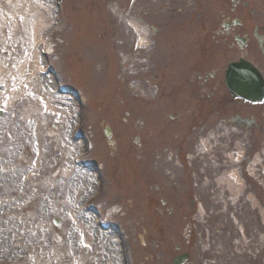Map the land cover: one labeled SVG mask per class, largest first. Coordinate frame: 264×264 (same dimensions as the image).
Masks as SVG:
<instances>
[{
  "label": "rangeland",
  "instance_id": "1",
  "mask_svg": "<svg viewBox=\"0 0 264 264\" xmlns=\"http://www.w3.org/2000/svg\"><path fill=\"white\" fill-rule=\"evenodd\" d=\"M33 1L35 0H0V77L8 76V79H10L9 83L6 85V89L1 83L2 79L0 78V109L2 111V116L0 117V138L9 143L8 145H1L0 142V264H6L9 261L15 262L14 264H22L30 259H44L50 261L51 252L56 251L55 248H61L62 253H67L66 248L80 245V240L83 238V236L81 238L75 235L73 231H68L63 235L61 233L60 235H55L51 229L52 218H54V216L60 220L61 225L65 226L64 228L68 229L71 225L68 213L62 218L58 216L57 212L61 210V212L64 213L62 209H72L74 205L77 204V201L74 200L76 197L75 191L80 185H82V188L84 187L83 179L85 178L86 170L85 168L73 164L71 160V158L76 156L82 149L79 145L77 151L69 153L68 162L63 159L66 165L63 167L65 172L60 171L56 174V178H58L57 184L54 185L51 183L55 177L54 168H48L60 157L61 154H58L57 150L62 151L61 146H65L67 149L68 146L74 142L70 141L68 137L70 126L68 123L61 126L62 130L60 133L54 134L53 131L48 132L44 129L47 127L44 122L46 119L52 117L44 115L45 106L42 97L47 92L48 97L57 110H68L74 117L77 112L76 107L74 110H70L69 105L59 96L52 95L53 80L50 76L39 77L38 83L40 84V88H38V85L35 83L37 91H34V93L41 96L34 98L36 103L40 106L36 113H33L30 109L32 105H35L33 101L27 100L23 102V97L17 98L15 95H13L12 98L10 97L16 88L20 90L17 83V76L23 71L21 65L24 64L27 58L30 37L33 33H36L38 36V32L46 31L52 19V13L49 12L51 0H40L37 4ZM183 1L185 2L186 0ZM70 2L74 6L75 11L72 19L75 20L74 16L78 18V21H75V26L78 27L77 34L79 38L82 36L83 32L88 34V43L94 48L92 53H96L98 50L105 48L111 37V22L109 21L105 24L104 27H107V30L106 34H104L102 29L103 24L98 21H105L108 19V15H101L100 18H95V15L101 10H109V7L114 5L113 2L110 0H70ZM208 5L209 3L205 2L204 10L201 12H191V7L187 5L184 8L185 10H189L183 12V16L186 20L190 19L201 23L200 29H197V31H199V37H196L198 38L199 55L195 53L193 58H200L202 56L211 57L213 54L218 55L222 49L219 38L215 33L218 29L214 28L216 26V16L212 9H208ZM29 9L30 11H28ZM90 10L92 14H88ZM68 11V0H64L60 7L59 20L58 17L56 18L57 21L62 22L61 27L57 29L56 34L52 36L53 38L50 41L52 45L49 44V49L53 47L54 53L57 54L60 60L66 58V47L64 45H59L57 42L60 36H66L68 30L66 26L68 21L66 23V20L69 19ZM91 20L92 23L90 22L91 24H89L87 21ZM45 22H48V27L42 28L41 24ZM61 31L63 32L60 35L59 32ZM43 36H49V34ZM99 36L101 39L97 42L96 38ZM96 42L97 44L94 45L93 43ZM79 44H84L82 39L79 41ZM35 49L37 50V44L35 45ZM105 52L112 54L109 50ZM77 55L78 61H75V69L78 68L77 73L81 75L80 67L85 65V60L83 59L84 54L79 53ZM112 56L113 60L109 62L108 68L104 67V69L107 68L106 71L110 80H113V75L115 72L117 73L119 69H122L121 71L123 72H127L131 67L138 68L139 66V62L136 61L138 60L137 56H139L137 53L134 54V56H122L120 59L113 54ZM94 57L95 56L89 59L88 65L93 61ZM130 57H133L134 60L130 59ZM123 58H125L124 61ZM98 59L100 60V57ZM131 61H133V66L130 64ZM103 62L107 63L106 57L103 59ZM41 63H43L42 60ZM120 66H122V68ZM66 73L67 71L64 65L63 74H59L58 76L63 78V75ZM84 78L85 77L82 76L79 81L82 82ZM66 79L71 81L72 77L67 75ZM105 79L106 78L101 74L95 73L92 80L89 81V86L94 88V94L96 96L100 94L96 88L103 84L105 85ZM28 87L29 90H33L31 88L32 83L28 82ZM105 92L106 91L101 92L100 95H102V97L100 101L95 98L89 100V96L86 101L84 99L83 116L88 118V122L91 121L90 118H102L104 115H107V113L112 112L116 105L113 94L105 95ZM80 94L82 95L81 91ZM88 94L89 92L87 95ZM143 94H145L144 91H142L140 95ZM103 95L105 97H103ZM65 98L68 100L67 97ZM30 101L32 104H30ZM62 102H64L65 105L59 106V103ZM70 105L75 106L73 102H71ZM150 105L151 104H147L144 108V101L136 102L135 110H130L126 106H120L118 113L119 119L121 121V119L124 118L125 125H127V123H130L129 117H132V119L135 117L139 123L138 126H136L138 128H143L144 125L149 123L148 118L150 121V114L152 111V106ZM124 111H128L129 114L126 115ZM43 117L47 118L44 122L39 120V122H43L42 126H37V119ZM33 121H36V123ZM115 121H117L116 117L110 122L114 123ZM107 122L108 120L106 119L104 123ZM111 123L107 125L113 127L114 125ZM87 126L90 125H86L85 129H88ZM138 132L140 133L139 130ZM46 133H51L54 140L53 145L49 143V139L45 135ZM8 135L9 137H7ZM138 135L141 141L144 140V132ZM56 140L57 143H60L58 149L55 144ZM238 143L237 141L236 144ZM93 144L94 148L90 152L89 157H86L85 160L95 164V160H100L96 151L102 147V145L99 140L95 138ZM128 145L129 144L122 142L119 145L114 144V147L122 149L128 148ZM25 147L29 149L24 151ZM104 148L105 150L109 149L110 153L113 150L112 147L109 146H105L103 149ZM40 151L44 152L42 163L39 165L40 168L37 170L35 169L36 171L30 179V177H27L30 173L25 172L36 158H34L33 153L37 154ZM25 152H29L30 154L25 156ZM102 154H104L103 159L106 164L112 165L116 163V157L114 156L116 154L115 152H112L110 156H105V152ZM39 158H41V156ZM42 168H47L46 171H44L45 178L44 176H40V174L38 176L37 173L42 170ZM47 185H49V187ZM87 188L88 187L85 189ZM148 191L150 193H148ZM86 193L85 190L81 196L78 197L80 199L79 201L83 200ZM162 193L166 194L165 196H169V198H167L169 201L177 197L180 198L176 190H170V192L166 190ZM148 194L156 198L160 197V193L138 187L135 189V198L132 197L133 201L128 203L132 208L134 206L131 217L135 219L133 223L136 225V234L130 239V245L131 248H135L132 259L136 261L137 264L143 262L144 258L147 256L144 248H155L153 241L157 243L159 237L156 236L154 229L155 226L160 225L162 222L159 220H152L148 217V211L151 210V207L148 205V199L150 198ZM34 196H37L35 201L32 200ZM70 198L75 204H71ZM20 199H25L28 202L24 203V201ZM60 200L63 201L61 202ZM44 202L46 204H42ZM135 202L136 205H134ZM158 206L159 205H155L153 208L155 209ZM259 213L262 216L259 220L244 219L243 259H238V262H233V264H240L241 261H244V264H264V211L259 209ZM240 222L239 220V223ZM145 227H147V232L145 231ZM121 240L123 242V239ZM169 243L171 248L178 243V237L175 233L169 236ZM239 247L240 246L232 248L233 251L237 252L238 257L240 256L238 252L241 250ZM249 259H252L250 263Z\"/></svg>",
  "mask_w": 264,
  "mask_h": 264
},
{
  "label": "flooded vegetation",
  "instance_id": "2",
  "mask_svg": "<svg viewBox=\"0 0 264 264\" xmlns=\"http://www.w3.org/2000/svg\"><path fill=\"white\" fill-rule=\"evenodd\" d=\"M203 1L208 3L207 0L186 2L188 6L199 10ZM112 2L114 5L109 7L108 14L115 18L110 20L114 33L103 49L107 50L111 46V50L119 59L130 52L132 55L136 54L134 51L141 47L135 25L139 27L141 34L148 31L153 40L146 52L139 54L144 67L140 70L131 67L125 72L128 76L122 82L124 89L116 85V91L119 92L117 101L124 106L133 107L137 99L134 94L138 88L137 82L145 78V82L149 83L146 90L158 94L154 96V100L164 110L163 127L158 131V135L162 139L167 137L165 152L168 155L180 156L181 150L178 146H182V142L187 139L193 138L196 141L231 139L232 133H218L219 126L228 123L238 128L239 132L235 135L242 140H264V97L260 101L252 102L233 98L222 79V63H212L203 56L202 60L193 58L195 55L193 50L197 42L195 38L192 40V48L185 52V40L180 36L184 33V24L177 19L172 20L174 14L179 16L184 11L183 0H112ZM144 4L145 6L142 7ZM209 4L218 13L222 41L226 44L224 47L228 50H243L244 60L258 71L264 83V0H209ZM170 12L173 13L169 15ZM98 22L105 28V24L109 21ZM115 33L118 37L114 36ZM186 59H189L187 63ZM211 60L216 62L215 59ZM116 135L119 133L117 132ZM151 140H154V136ZM193 157L198 162H207L204 169L213 168V172L206 176V181H195V173H187L186 177L189 188L199 187L197 202L208 207H204L203 216L198 217L190 193L185 194L189 200L187 208L183 204L185 200L181 202L174 199L170 202L177 205L174 217L178 229H181L186 221H195L193 226L196 236H199L194 241L192 249L200 251L203 248L200 235L204 233V221L212 222L218 215L210 190L216 186L217 159L214 155L203 154V151H198ZM116 168L115 165L114 169L110 168L99 177L100 186L105 184L106 189L105 196H98L97 199H103L104 207L120 199H130L126 177ZM240 171L244 185V161ZM86 182L92 191L93 186L90 182ZM245 184L249 186V181L246 180ZM183 188H185L183 185L179 186L184 192ZM205 189H209V195ZM149 199L153 201L156 198ZM239 201L244 204V197ZM159 204L165 205V201L161 200ZM227 204L231 205L229 201ZM160 215L164 216L162 231L168 232L170 226L168 213L161 212ZM167 252V244L155 250L150 248L148 263L166 264L163 261L167 262ZM94 264L113 263L94 261Z\"/></svg>",
  "mask_w": 264,
  "mask_h": 264
},
{
  "label": "bare ground",
  "instance_id": "3",
  "mask_svg": "<svg viewBox=\"0 0 264 264\" xmlns=\"http://www.w3.org/2000/svg\"><path fill=\"white\" fill-rule=\"evenodd\" d=\"M30 51H31V54H30L29 59L27 61V66H28V70L30 69L31 72H32L33 70L35 71L39 67V65H38V62H37V57L35 55V52L33 51V46L32 45H31ZM24 74H27V72H24ZM3 79H5V77ZM22 81L27 82L28 81V76L25 75ZM19 86H24V85L20 84ZM19 94L25 95L26 91L22 90V89L19 90L18 88H16L15 91L12 93V95L10 97L12 98L13 95L17 96ZM30 109H31V111L33 113H36V111H37V107L35 105H33ZM35 163L36 164L39 163V158H37Z\"/></svg>",
  "mask_w": 264,
  "mask_h": 264
},
{
  "label": "water",
  "instance_id": "4",
  "mask_svg": "<svg viewBox=\"0 0 264 264\" xmlns=\"http://www.w3.org/2000/svg\"><path fill=\"white\" fill-rule=\"evenodd\" d=\"M244 65L231 66L227 72L228 84L237 89L244 87Z\"/></svg>",
  "mask_w": 264,
  "mask_h": 264
}]
</instances>
